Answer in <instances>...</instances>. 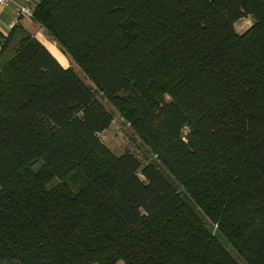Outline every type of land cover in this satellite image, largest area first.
Here are the masks:
<instances>
[{"label":"trees","instance_id":"obj_1","mask_svg":"<svg viewBox=\"0 0 264 264\" xmlns=\"http://www.w3.org/2000/svg\"><path fill=\"white\" fill-rule=\"evenodd\" d=\"M31 19L89 83L21 23L0 35V264H239L218 236L264 264V0H41ZM104 101L155 159L101 141Z\"/></svg>","mask_w":264,"mask_h":264},{"label":"rangeland","instance_id":"obj_2","mask_svg":"<svg viewBox=\"0 0 264 264\" xmlns=\"http://www.w3.org/2000/svg\"><path fill=\"white\" fill-rule=\"evenodd\" d=\"M252 23H253L252 16L251 15H245V16L241 17L240 19H238L234 23V28H235L236 32L242 33ZM33 32H34L35 37H37V39H39V41L43 42L44 40H47L51 43H54L51 40L47 39L45 34L40 29H37V30L35 29ZM43 38H44V40H43ZM56 47H57V45H56ZM63 56L65 57L66 62L62 63V64L60 62L59 63L64 67L73 66L74 70L82 78V80H84L86 83H89V79L83 73V71L75 63L71 62L66 55L63 54ZM104 105L113 112L114 117H113V120L110 123L109 127L98 133V136L101 139V141L105 145H107L115 154H121L122 152L128 150V151H131V152L137 154L138 157L142 160H145L146 158L150 159L151 156H152V158H154L153 155L151 154V152H149L148 148L132 132L129 125L124 123V120L119 115V113L107 101H104ZM161 170H162V173L168 178V180L171 181L173 184H175V180L169 174V172L164 167H161ZM180 189H181L180 190L181 193L188 197L190 204L198 212V214L202 218L205 219V221L207 222L208 225L211 226L212 223L206 217H204V215L201 212H199L200 209L195 204L193 199L188 195V193L186 191H184L183 188H180ZM211 228H212L213 232L217 235V231L215 230L214 226L213 227L211 226ZM218 237L222 241V243L226 247V249L239 262V264H246L245 261L241 258V256L236 252V250L233 249V247L224 238H221L220 236H218Z\"/></svg>","mask_w":264,"mask_h":264},{"label":"crops","instance_id":"obj_3","mask_svg":"<svg viewBox=\"0 0 264 264\" xmlns=\"http://www.w3.org/2000/svg\"><path fill=\"white\" fill-rule=\"evenodd\" d=\"M23 3L24 0H4V2L0 0V35H7L12 26L17 23H21L27 30L34 33L37 27L32 19L19 17L17 14L18 8Z\"/></svg>","mask_w":264,"mask_h":264},{"label":"built area","instance_id":"obj_4","mask_svg":"<svg viewBox=\"0 0 264 264\" xmlns=\"http://www.w3.org/2000/svg\"><path fill=\"white\" fill-rule=\"evenodd\" d=\"M4 2V0H3ZM41 0H24V3L18 8L19 17H33L34 11Z\"/></svg>","mask_w":264,"mask_h":264},{"label":"bare ground","instance_id":"obj_5","mask_svg":"<svg viewBox=\"0 0 264 264\" xmlns=\"http://www.w3.org/2000/svg\"><path fill=\"white\" fill-rule=\"evenodd\" d=\"M43 40H44V38H43ZM42 43L52 53V55L54 57H56V59H58V61L61 64L66 62L65 57L63 56V53H61V51L56 47V45L54 43H51L47 40H44Z\"/></svg>","mask_w":264,"mask_h":264}]
</instances>
